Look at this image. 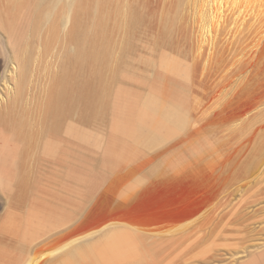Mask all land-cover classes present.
Here are the masks:
<instances>
[{
  "label": "bare ground",
  "instance_id": "1",
  "mask_svg": "<svg viewBox=\"0 0 264 264\" xmlns=\"http://www.w3.org/2000/svg\"><path fill=\"white\" fill-rule=\"evenodd\" d=\"M153 21L154 42L175 48L191 67V79L181 86L154 82L125 65L138 28ZM21 22L27 36L13 39L21 35ZM0 29L11 45L1 53L0 264H166L163 244L180 247L209 228L195 244L207 242L228 216L222 207L264 181V0H0ZM39 65L48 81L37 92ZM169 70H175L172 62ZM196 82L201 90L192 95ZM152 84L170 85L168 95ZM73 113L82 122L105 120L117 134L107 142L121 155L139 154L142 144L163 149L141 170L125 157L106 167L102 185L79 206L64 182ZM177 145L189 155L175 154ZM148 172L177 179L155 186L128 209L100 208L103 194L136 191ZM238 212L236 222L243 224L247 213ZM145 217L159 223L138 226ZM246 247L232 261L241 264L264 243Z\"/></svg>",
  "mask_w": 264,
  "mask_h": 264
},
{
  "label": "rangeland",
  "instance_id": "2",
  "mask_svg": "<svg viewBox=\"0 0 264 264\" xmlns=\"http://www.w3.org/2000/svg\"><path fill=\"white\" fill-rule=\"evenodd\" d=\"M153 6L154 5L152 4V7ZM154 10H155V8H154ZM27 13L28 14L30 13V9L28 12L26 11L25 14L23 13V15H22V17H23L22 20H24L23 22H27L28 18H26V20L24 18L29 17L31 15L30 14L28 16ZM153 22L151 24L147 22L145 25L143 24V25H141L140 28H138V30H137L138 34L137 35L135 34L136 36L133 37L135 49L132 50L130 53H128V60L126 61L125 65L127 66L128 69L134 70L139 74H143L145 76L153 78L154 80L153 79L152 80L154 82H158L161 78L165 83L167 82V83L171 84V82L173 81L172 83L174 85L177 84L176 86H181L182 85L181 82H184L187 79H191V77H190L191 67H190L188 61L184 58V56L182 57L180 55V53L175 48H171V47H167V46L166 47L160 46L158 43L154 42V41L157 42L156 38L158 36L157 35L158 31L156 28L157 25H156L155 21H153ZM26 25H27V23L26 24L22 23V25L20 27L21 30L18 31V33L20 32L22 36L18 34L19 36L15 35V36H13V39L15 38L16 40L17 39L22 40V38H25V37H23V35L25 36L26 35L25 33H27V30H26L27 26ZM156 32H157V34H156ZM155 35H156V37H155ZM114 36L116 37V38H114V40L118 39L116 42L121 43L120 37H122V33H117ZM177 39H178V35H176L173 38V40H177ZM22 43L23 42L21 41L20 44H22ZM117 43H116V46L119 45V43H118V45H117ZM176 44H178V43L175 41L174 45H176ZM0 48H1L0 49V60H2L0 62V75H1V73L4 69V64H3L4 62H3V58H2L3 56L1 53L4 52L5 50H6L5 52L11 51L10 41H9L8 37L6 36V33L4 32V30H1V29H0ZM49 49L51 50V48H49ZM46 56L47 55H45L44 57H46ZM139 58H141V60ZM144 59L152 61L151 64L152 63L153 64L147 65L144 62L145 61ZM155 59H157V60H155ZM47 60H48L47 57L44 58V60L42 59V62H40V65L45 66L47 63ZM142 60H144V61H142ZM150 61H149V63H150ZM170 62H172L174 64V67H175V70L173 72L169 70ZM40 65L38 66L39 70L37 69V71H38L37 73L39 75L35 74V79L37 78L36 80H37V83H39V88L44 84V82L46 83L48 81V77L43 75V67ZM30 70L31 69H29V71H28V75L31 72ZM50 75H51V73H48L49 78H50ZM172 77H173V79H172ZM158 78H159V80H158ZM155 79L158 81H156ZM174 79H176L177 82ZM213 80L215 81V76L209 82V84L210 83L212 84V85L210 84L212 87L214 86V83L217 82V80H216V82H213ZM161 83H163V82L161 81ZM166 84L165 85L161 84L163 87L162 86L158 87L157 85L152 84V88L154 90L164 94V95H168V87L170 85L168 86ZM196 84H197V82L194 84L195 86L193 85L194 87H192V89L194 88L193 91L191 90L192 95L195 94L196 92L199 93L201 90V89L196 87L198 85V84L197 85ZM37 86H38V84L36 85V88H37L36 90H37V92H39V90H41V88L39 89ZM127 86L132 87L133 89H131V90L136 91V92H142V93L144 92V94L150 93V89H148V88L144 89V87L141 88V87H139L133 83H128ZM195 88L197 90H199V92ZM194 90H195V92H194ZM145 91H147V93H145ZM184 104H186L189 107L188 101H186ZM191 108H193V107H191ZM192 111L194 112V114H197L199 110L196 109V111H195L192 109ZM174 116H176V115L174 114ZM75 117H77V116L74 115V113H73L72 116L68 120V128L69 129H68V141H67L68 143H67V145H68V149H69L68 150V152H69L68 160L70 162L68 161L69 165L67 166L66 171L69 170V172L65 173L64 176L67 178L64 177V180H65L64 182L66 184L67 193L70 192L68 194V196H70L71 199L74 197L73 199L75 200L77 205L83 204L89 198L90 195L95 194L96 190L100 187V185H102L103 181L105 180L106 170H107L106 167H108L109 165H111V164L113 165L115 162H119L120 160L124 161L122 159V157L123 158L125 157V158H127V159H125V161L130 160V159H134V160H136V162H139V167H137V168H138V170H141L139 168L144 166V165L141 166L144 162L149 160L151 156H154L156 154V152H160V150L163 149V148H159L158 149L159 151H157V150L153 151V150H151V146L149 144H146V145L142 144V146H140L141 148L139 147V150H138L139 154L128 153L125 155L124 154L121 155L120 151L117 152L118 150L116 148H113L112 146H110L109 142H107L111 138L115 137L117 134H115V132L107 126V123L105 120H100L97 118H92V119L89 118V120L87 122H82L81 120H79L78 118H75ZM75 129H76V131H75ZM87 133H89V134H87ZM79 137H80V140H79ZM180 138L181 137H178V138L176 137L175 139L170 140V142H168L169 143L168 145L170 146L171 144H174ZM212 138L213 137H211L209 139H212ZM201 140L202 139H199V141H201ZM39 143H40V141H37V144H39ZM253 144H254V142L251 143L247 147V149H246L247 151L246 150L244 151V156H242L241 160H243L248 155V154H246V152L247 153L250 152ZM40 145L38 146L39 148H40ZM69 146H72V148ZM167 146H165V147H167ZM178 146L179 145H177V147ZM73 148H75V150ZM184 149L186 150V148L184 146H182V150H183V152H182L181 147H178V149L175 151V154L178 151V152H181V154H179L180 158H182V156L186 157L187 155H189L190 150L185 151ZM82 152L84 154H81ZM38 153H39V150L37 149L36 156H38ZM131 155H133V156H131ZM137 155H140V156H137ZM113 156H116V157H113ZM119 156H121V157H119ZM127 156H129V157H127ZM130 157H132V158H130ZM110 158H111V160H110ZM79 160H81L82 162ZM100 160H102V161H100ZM40 162H41V160L39 159L38 163L40 164ZM70 163H72V164L70 165ZM76 163L79 164L80 166L76 165ZM87 165H89V166L91 165V167H87ZM104 165H105V167H104ZM40 166H41V168L45 167L44 165H39V168H37L38 169L37 172H42L40 170ZM102 167H103V169H102ZM90 168H92V169H90ZM84 170H87V171H84ZM70 171H72V172H70ZM75 171H79V172L77 173ZM52 173L53 172H50L48 174V176H50ZM78 175H79V177H78ZM43 177H47V174H46V176L43 175ZM76 177H77V179H76ZM83 177H85L86 179H83ZM66 181L68 183H66ZM82 181L83 182L85 181V184L82 183ZM68 185H69V187H68ZM79 185H81V186H79ZM84 185H85V188L87 190L86 189L84 190V188H83ZM79 187H81V188H79ZM71 189L74 192H72ZM80 192H81V194H79ZM74 195H76L78 197H76ZM83 195H85V196H83ZM263 197H264V181L259 183V185H257L255 188L254 187L251 188L244 195H239L238 198L236 197V199H234L235 202L233 201V203L230 205V208H229V206H223L222 207L223 208L222 213L224 211H227V212H229L228 216H225V218L222 220V224L216 228L215 234H213L208 240L206 239L207 242L204 241V243L202 245H199V246H196V244H195L196 241H200V239H202V236H204L203 238H205V236L208 234L209 228H207L206 231L204 229L203 232H201L202 231L201 230L200 233L196 234L193 237V239H191L189 242L181 245L182 247L181 246L179 247V242L176 243V245L174 243H173L174 245L173 244L170 245L171 243H168V242L163 244L164 246H166V245L167 246L166 247L163 246L164 249L162 251L164 252V255H162V253H161L162 258L165 256L170 257V258L167 257L166 264H237L238 263L237 261H232L235 257L234 256L235 252L237 253V251L242 250V248L246 247L247 245H248L246 247L247 250L248 249L250 250V247H251V249H253L254 244L264 243V200H263L264 198ZM234 203L237 205H235ZM240 207H242V208H240ZM69 208L72 211V208L70 207V205H69ZM222 208L220 210H222ZM228 209H230V210L228 211ZM239 209L243 210L244 213H247L248 219L245 222H243V224H240V222L239 223L236 222L238 214H235V213L236 212L239 213L238 212V211H240ZM220 212L221 211H219L218 213H220ZM107 214H110V210H105L104 212L100 213L101 216H105ZM249 215L250 216L252 215V216L250 217ZM68 222H70V221H68ZM85 224H88V222H86ZM170 247H171V249H170ZM188 248H190V249H188ZM173 251L176 253H174ZM181 256H182V259H181ZM244 258H243L244 262H242L241 264H246V263L247 264H250V263L251 264H260V263L264 264V247L258 251V254L256 252L251 254V256H249V254H245ZM179 260L181 261V263Z\"/></svg>",
  "mask_w": 264,
  "mask_h": 264
},
{
  "label": "water",
  "instance_id": "3",
  "mask_svg": "<svg viewBox=\"0 0 264 264\" xmlns=\"http://www.w3.org/2000/svg\"><path fill=\"white\" fill-rule=\"evenodd\" d=\"M146 177H144L141 182H138L139 189H137L136 191H134L135 189L129 188L128 190L124 191L125 193H120L118 195H112L108 193H105L102 195V198L100 200V203H102V205H100V208L102 207H118V208H130L132 206L137 205V203H139L141 197L149 192L150 190L154 189L155 186H158L160 184L166 183L168 181H172L173 179H177V177H175L173 174H165L164 173H156V172H148L146 175ZM125 197H128V200H123ZM94 199H92L89 203H88V207L91 206V204L93 203ZM108 202L109 205H108ZM107 204V205H106ZM99 208V209H100ZM97 209V210H99ZM111 208L108 209H104L105 210H110ZM97 210L95 212H97ZM108 215V214H107ZM106 215V216H107ZM159 222H156L155 219L153 218H144V222H140L138 224V226H142L145 228H149L151 226L154 227V225H156ZM173 226V225H172ZM168 228H172L171 225Z\"/></svg>",
  "mask_w": 264,
  "mask_h": 264
}]
</instances>
